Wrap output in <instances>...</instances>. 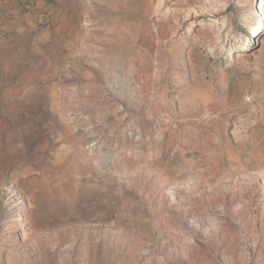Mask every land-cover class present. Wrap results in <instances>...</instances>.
Wrapping results in <instances>:
<instances>
[{
    "label": "rangeland",
    "instance_id": "rangeland-1",
    "mask_svg": "<svg viewBox=\"0 0 264 264\" xmlns=\"http://www.w3.org/2000/svg\"><path fill=\"white\" fill-rule=\"evenodd\" d=\"M0 264H264V0H0Z\"/></svg>",
    "mask_w": 264,
    "mask_h": 264
}]
</instances>
